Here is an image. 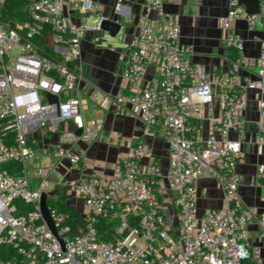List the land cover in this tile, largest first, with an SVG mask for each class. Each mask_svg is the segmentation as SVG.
<instances>
[{
  "label": "built area",
  "instance_id": "2783aa9c",
  "mask_svg": "<svg viewBox=\"0 0 264 264\" xmlns=\"http://www.w3.org/2000/svg\"><path fill=\"white\" fill-rule=\"evenodd\" d=\"M123 1L117 13L124 11ZM181 1L144 0L122 66L129 94L107 97L99 106L139 119L147 135L162 138L168 164L142 141L118 156L108 175L75 147L104 137L98 119H84L80 89L82 41L88 33H99L109 17L94 0H0V264H262L261 249L250 246L248 230L256 225L264 244V212L244 203L238 166L253 95L259 113L253 145L263 159L257 179L264 181V0L257 15L231 0L220 27L229 51L240 57L217 75L194 64L193 49L181 42L180 16L166 10V3ZM194 1L198 10L201 0ZM89 15L97 18L95 24H88ZM241 20L250 30L263 28L256 62L241 54L244 40L234 29ZM150 67L155 79L149 81ZM243 67L256 69V75H244ZM48 95L58 103H50ZM216 103L220 113L205 132L204 111ZM70 122L75 131L65 127ZM48 134H58L57 145L44 143ZM37 156L56 164L39 168L34 189L26 163ZM66 161L74 170L92 171L81 179L64 175L57 182L67 198L83 202L87 225L71 236L65 217L50 207L55 236L41 197L49 176ZM16 164L22 165L20 173L14 172ZM204 178L216 181L224 206L200 214ZM18 202L32 209L22 213ZM100 219L116 221L110 241L98 238ZM4 246L13 258L2 256Z\"/></svg>",
  "mask_w": 264,
  "mask_h": 264
},
{
  "label": "crops",
  "instance_id": "0c3cea01",
  "mask_svg": "<svg viewBox=\"0 0 264 264\" xmlns=\"http://www.w3.org/2000/svg\"><path fill=\"white\" fill-rule=\"evenodd\" d=\"M120 0H94L98 5L99 11L111 19H120L128 26L125 39L120 47H109L106 43L99 44L98 39L102 36L88 33L82 41V74L84 81L81 85V96L83 99V115L86 121L96 118L104 127V137L101 141L91 146H76L75 150H81L87 159L102 164L105 173L112 174V166L118 156L127 154L131 146L139 142L148 143L154 156L166 166L169 160L168 144L160 137L149 136L145 133L143 123L129 115H117L112 109L103 110L99 106L106 102L107 97H115L120 94L127 95L128 82L123 74L122 66L127 55V46L131 41L136 22L143 11L144 0H125L122 2L124 11L117 13L115 8ZM231 0H201L198 10H195L194 0H182L181 2L166 3V10L179 15L181 21V42L193 49L192 62L206 66L210 74L217 75L227 70L231 61L229 49L226 44V33L220 27V18L225 16L229 10ZM125 14V16L123 15ZM244 40L242 56L249 62H256L261 55V45L259 38L263 36V28L259 24L253 30L245 20H241L235 25ZM256 69L243 67L244 75H256ZM155 79V69L150 67L147 73V80ZM97 107V110H95ZM220 113L216 103L212 109L204 111V120L201 123L206 132L209 128L210 120L217 117ZM259 113L254 96H251L249 109L245 114V135L244 159L239 163L238 172L242 176V183L239 193L248 206L257 208L264 212V181L257 179V168L262 162V157L255 150L253 142L257 130L256 122ZM65 127L69 131H75V125L68 123ZM235 138H240L234 134ZM58 134H48L44 143L49 146L57 145ZM40 159L47 160L46 166H53L56 161L53 158L40 156ZM42 167H45L42 165ZM92 171L88 169L74 170L69 162L57 165V169L49 176V186L51 192L49 197L55 196L57 192V182L60 177L66 175L71 179H81L89 176ZM201 199L199 201L200 214L206 210H218L224 206V195L217 186L215 180L204 178L199 182ZM47 193V192H46ZM68 202L75 209L84 215V204L80 199L70 197ZM249 244L251 247L261 249L262 264H264V244L259 235L256 225L249 228ZM42 264V263H37ZM77 264V263H72ZM245 264H254L248 261Z\"/></svg>",
  "mask_w": 264,
  "mask_h": 264
},
{
  "label": "trees",
  "instance_id": "16d2710c",
  "mask_svg": "<svg viewBox=\"0 0 264 264\" xmlns=\"http://www.w3.org/2000/svg\"><path fill=\"white\" fill-rule=\"evenodd\" d=\"M6 6L8 9H12L14 3L8 1ZM239 57L240 54L238 51H229V58L231 63L236 61ZM13 169L15 173H20V171L22 170V165L16 164ZM68 200L69 199L66 197L64 190L57 187L55 196L48 198V204L52 209L56 210L58 214L65 217L64 224L69 226V234L71 236H75L86 228L87 222L83 213L78 209L73 208ZM18 207L20 212L22 213H26L32 209V207L25 205L22 202H18ZM115 225L116 221L100 219L98 224L96 225L98 229V238L103 241H110L112 239L113 228L115 227ZM1 253L2 256L7 253L8 257H14V252L6 246L2 247Z\"/></svg>",
  "mask_w": 264,
  "mask_h": 264
},
{
  "label": "water",
  "instance_id": "95a60500",
  "mask_svg": "<svg viewBox=\"0 0 264 264\" xmlns=\"http://www.w3.org/2000/svg\"><path fill=\"white\" fill-rule=\"evenodd\" d=\"M239 3L241 6H244L246 8V12L248 15H257L260 13L261 10V0H239ZM128 26L125 22L120 21V19H107L102 23L101 31L97 33V36H102L98 40L99 44L106 43L104 40V35L108 34L112 37H117L120 33H124L125 35L127 33ZM123 41V40H122ZM49 102L52 104L58 103V98L54 95H48ZM83 133V129L76 130L77 135H81ZM48 198L49 195L44 192L41 197V209L43 216L49 225L51 231L55 236H58L57 227L55 225V221L52 217V213L50 210V206L48 204ZM62 246L64 247L65 243L62 239H60Z\"/></svg>",
  "mask_w": 264,
  "mask_h": 264
},
{
  "label": "rangeland",
  "instance_id": "374dc122",
  "mask_svg": "<svg viewBox=\"0 0 264 264\" xmlns=\"http://www.w3.org/2000/svg\"><path fill=\"white\" fill-rule=\"evenodd\" d=\"M87 19H88V24L93 25L95 24V20L97 18L94 15H89ZM123 21L125 22V18H123ZM123 34L124 33L122 32L117 37H112L108 34H105L104 40L106 41L107 46L115 47V48L120 47L121 44L123 43L122 40L125 39V35ZM46 164H47V160L40 159V156H37L34 160L27 161L26 168L32 188L35 189L38 187L40 183L39 174H38L39 168L42 167V165L46 166ZM49 190H51V187L47 191L48 195L50 194L49 192H51Z\"/></svg>",
  "mask_w": 264,
  "mask_h": 264
}]
</instances>
